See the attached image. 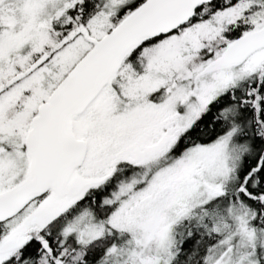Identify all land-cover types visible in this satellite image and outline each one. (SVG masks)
I'll return each instance as SVG.
<instances>
[{
  "label": "snow or ice",
  "instance_id": "obj_1",
  "mask_svg": "<svg viewBox=\"0 0 264 264\" xmlns=\"http://www.w3.org/2000/svg\"><path fill=\"white\" fill-rule=\"evenodd\" d=\"M0 264H264V0H0Z\"/></svg>",
  "mask_w": 264,
  "mask_h": 264
}]
</instances>
